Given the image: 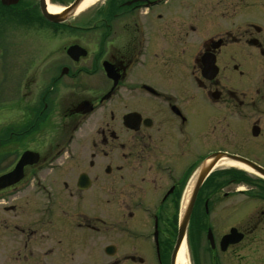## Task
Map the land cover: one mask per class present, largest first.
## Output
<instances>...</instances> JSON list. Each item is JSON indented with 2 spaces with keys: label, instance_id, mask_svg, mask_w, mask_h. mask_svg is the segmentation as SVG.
<instances>
[{
  "label": "flooded vegetation",
  "instance_id": "af4514ba",
  "mask_svg": "<svg viewBox=\"0 0 264 264\" xmlns=\"http://www.w3.org/2000/svg\"><path fill=\"white\" fill-rule=\"evenodd\" d=\"M91 10L52 23L39 0H0V26L35 14L64 38L30 64L26 101L0 48L17 118L0 127V264H175L182 246L188 264H264V176L213 167L193 193L215 153L264 169V0ZM56 112L61 141L37 146Z\"/></svg>",
  "mask_w": 264,
  "mask_h": 264
},
{
  "label": "rangeland",
  "instance_id": "374dc122",
  "mask_svg": "<svg viewBox=\"0 0 264 264\" xmlns=\"http://www.w3.org/2000/svg\"><path fill=\"white\" fill-rule=\"evenodd\" d=\"M71 1L72 0H47V3L53 6L63 7ZM98 1L99 0H97L95 3H97ZM91 7H89L90 9H87L84 12L75 13L74 19L72 18V20H75V18H78L82 15L92 14ZM169 7L175 9L178 7V3L175 2L173 4L166 5L165 8L166 10H168V12L171 11V8ZM34 16V19H32L31 21L28 20V17L20 16L18 22L11 23L10 21H7L8 19L10 20V14H7L6 11H4V22L2 23V26H0V48H4V51H7L6 57L9 58V62H11V53H16L18 55V69L21 80L19 97L22 101L24 99L25 101L28 99L27 87L29 86V83L27 84V78L30 64H41L43 62L49 64L50 62H52L51 60L54 56L55 50L58 47H61L64 42V38L62 36H60L58 33L54 34V32L58 30L57 28H55L54 24L50 26L51 24L42 22L35 14ZM7 72H10V70L8 69ZM163 78H165V76ZM10 86L11 83H8L5 87L10 88ZM11 94L12 93L7 94V92H5L3 98L5 96L11 98ZM12 114L13 109L5 108L3 110H0V127L14 125L17 118L15 119V116L12 117ZM24 121L25 120L23 119V122ZM60 121H62V119L60 118L59 113L56 112L54 118L50 119L49 121V126L52 127L53 125L52 129L49 130V126L47 127L45 125L44 127L46 128L43 129V127L42 130H39V132L36 134L37 146H40L42 143L50 145L55 142L61 141L62 133L60 132V130H54V127L58 126V122ZM233 138L235 140H239L234 136ZM76 141L77 140H75V142ZM218 143L219 142L212 141V145L216 147L218 146ZM229 144V142H225V146H223L222 148L231 150L232 146H228ZM200 146L203 145H198V147ZM201 151H203V149ZM224 169H233L235 173L239 172L241 175L249 177L253 176V173L234 166H219L213 169V173ZM252 186V183H243V188L245 189L244 191H253L254 189L252 188Z\"/></svg>",
  "mask_w": 264,
  "mask_h": 264
},
{
  "label": "water",
  "instance_id": "95a60500",
  "mask_svg": "<svg viewBox=\"0 0 264 264\" xmlns=\"http://www.w3.org/2000/svg\"><path fill=\"white\" fill-rule=\"evenodd\" d=\"M2 1H3V3L8 5V4H14L18 0H2ZM82 1L83 0H72V2H70L68 5L63 6V9L60 12L52 13V12H49V10L47 9V0H39L40 12H41V15L43 16V18H45L49 22H52V23L64 22V21L70 19L73 15H75V11ZM70 50H71V48L69 49V51ZM222 157L233 160L235 162H239L242 165H244L245 167H247L251 170H254L257 173H259L260 175L264 176V169L256 166L255 164H253L247 160H244L242 158H239L237 156H234V155H229V154L218 152V153H215L211 156V161L206 159L201 164V166L199 167L198 177H197V181L195 183L193 193H194V191H197V188L201 184L203 177L205 175H207L212 170V168L214 167L216 162ZM181 218H182V220H185L187 218L186 213L183 214L181 216ZM180 224H182V221ZM180 232H182V230Z\"/></svg>",
  "mask_w": 264,
  "mask_h": 264
},
{
  "label": "bare ground",
  "instance_id": "6f19581e",
  "mask_svg": "<svg viewBox=\"0 0 264 264\" xmlns=\"http://www.w3.org/2000/svg\"><path fill=\"white\" fill-rule=\"evenodd\" d=\"M96 1L97 0H83L79 4V6L76 9L75 13L84 12L89 7H91ZM47 9L49 10V12L56 13V12H60L63 9V7H61V6L60 7L59 6H53V5L47 4ZM219 166H234V167H239V168H242V169H245V170H251V169L245 167L244 165H242L239 162H235L233 160H230V159H227V158H224V157L220 158L216 162L214 167H219ZM175 264H188L186 256H185V249H184L183 246L180 248V250H179V252L177 254Z\"/></svg>",
  "mask_w": 264,
  "mask_h": 264
}]
</instances>
